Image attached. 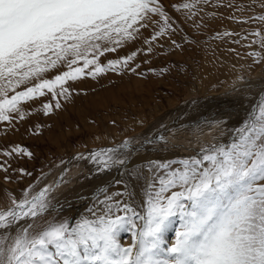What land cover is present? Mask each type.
<instances>
[{
  "label": "snow or ice",
  "instance_id": "snow-or-ice-1",
  "mask_svg": "<svg viewBox=\"0 0 264 264\" xmlns=\"http://www.w3.org/2000/svg\"><path fill=\"white\" fill-rule=\"evenodd\" d=\"M211 2L183 0L173 7L191 19ZM248 19L264 22V15ZM149 25L158 29L145 40L151 52L152 42L174 32L160 0H0V121L12 122L13 114L23 119L21 102L43 96L45 90L54 99L66 96V82L85 69L93 76L104 72L98 55L116 51L104 45L135 39ZM249 35L257 38L251 44L264 50L261 30ZM136 55L108 61L107 67L127 66ZM248 55L257 63L264 60L262 51ZM79 61L82 66L71 67ZM60 63L71 70L40 78ZM31 79L39 82L15 91ZM52 107L46 103L45 114ZM55 107H60L58 99ZM147 143L126 139L78 154L76 159L87 160L97 172L119 170L120 178L77 197L84 203L75 215L63 214L72 202L56 198L70 182L67 169L37 190L47 175L42 173L36 185L0 208V264H264V95L226 141L204 143L193 155L133 164ZM16 154L33 155L19 145L3 152L6 157ZM6 165L0 163L5 173ZM169 232H174L171 243ZM122 233L130 234L132 242L123 244Z\"/></svg>",
  "mask_w": 264,
  "mask_h": 264
},
{
  "label": "rangeland",
  "instance_id": "rangeland-1",
  "mask_svg": "<svg viewBox=\"0 0 264 264\" xmlns=\"http://www.w3.org/2000/svg\"><path fill=\"white\" fill-rule=\"evenodd\" d=\"M160 2L172 18L174 32L152 42L151 52L147 51L149 44H146L145 40H151L154 31L158 30L156 25L140 29V39L136 46L130 47L129 44L137 36L135 39H123L119 45L105 44L106 47L118 46L121 51L103 52L104 56L116 54L98 57V62L106 67L104 72L93 76L88 74L89 69H85V74L76 80H68L65 87L69 89V93L66 96L54 99L52 93L45 90L43 96L21 102L20 107L26 112L23 119L13 114L15 119L12 122L0 121V163L7 161V165H10L7 173L0 170V208H7L11 200L14 197L20 198L29 185H36L42 173L47 174L45 177L57 173L58 168L63 167L77 151L118 142L136 134L141 135V138L149 137L151 125L161 127L162 129H157L159 132L169 131V127H164L168 111L191 97L202 96L205 89L212 90L221 85L226 88L223 98L216 100L215 106H198L194 111L182 112L178 117L177 113L174 120L176 121V117L178 120L175 124H179L185 116L189 124L183 125L185 128L189 127L186 130L201 128L204 133H230L240 124L253 104L260 102L261 95H264V60L254 62L257 58L249 56L248 53L253 50L264 52L258 45L251 44V41L257 38L249 35L257 29L264 34V22L248 18L264 15V0H212L208 5H201L203 10L191 19L173 7L183 0ZM229 4L233 6L229 7ZM146 29L148 35L143 41L142 36L146 34ZM245 36L248 38L243 39ZM173 40L175 44L172 43ZM133 52H137V55L127 66H123L121 62L115 69L107 67L108 61H122V58ZM79 66H82V61L71 67ZM71 67L60 63L55 69L43 73L40 78H54L57 74L70 71ZM93 67L94 65L89 66L90 69ZM208 68L210 69L207 70ZM38 82L37 79H31L18 85L15 91H22ZM3 83L4 81H0V84ZM243 83L248 86L242 90L237 89L243 86ZM233 90L237 92L232 93ZM8 94H14L11 88ZM253 97L256 98L254 102ZM56 99L60 102L59 108L55 107ZM46 103L53 105L47 114L44 109ZM199 115L203 118L197 122ZM17 145L32 152V157L26 154H16L12 157L3 155L4 150H11ZM190 155L180 151L169 156L170 158L159 156L156 160L179 159ZM134 158L133 164L146 160ZM92 166H88V169H91L89 173H92L85 175L86 177L83 175L80 180L75 179L72 184H66L56 193V198L61 203L68 201L73 205H82L84 202L77 197L88 196L97 187L120 178V171L119 176L116 175L117 178H112V170L108 171L109 173L97 172ZM21 168L31 175L21 173ZM5 175L10 179L5 180ZM77 207L80 211L83 205ZM71 210H66L63 214L68 216ZM178 227V223L174 225V228ZM121 235L125 240L123 244L132 242L130 234ZM172 238L174 232H169V243Z\"/></svg>",
  "mask_w": 264,
  "mask_h": 264
},
{
  "label": "bare ground",
  "instance_id": "bare-ground-1",
  "mask_svg": "<svg viewBox=\"0 0 264 264\" xmlns=\"http://www.w3.org/2000/svg\"><path fill=\"white\" fill-rule=\"evenodd\" d=\"M147 35H148V31L146 29V34L142 36V40L143 41L145 40V38H147ZM144 36H146V37H144ZM139 39H140V36H137V38L134 41H130V44H129V45H131L130 47L136 46L137 45L136 42L139 41ZM118 51H121V49L118 46H116V51L115 52H118ZM115 54L105 55V56L110 57V56H114ZM105 56H104V54L98 55L99 58H102V57H105ZM209 69L210 68H208L207 70H209ZM138 82H139V80H138ZM245 84L246 83H243L242 84L243 86L237 87V89L242 90V89L246 88L248 85L245 86ZM224 87L225 86H222L221 85L220 87L214 88L212 90L205 89L204 91H202L204 93L202 96L191 97L190 99L182 102L179 105L174 106L171 110H169L168 113L166 114V119L164 120V122L166 123L164 127H169V131H167V132H164L163 131L164 133H162V132H159L160 130H157L159 127H155V126L152 127V125H151L150 126L151 127L150 129L151 130H150V133L148 134V136L150 135L149 137H146V138L143 137V138H141L142 136L139 135V134H136L137 136L135 135V136H132V137H129V138L127 137V140H129L132 144H135V145H139V144H141V143H143L145 141H149L150 142V143L144 144V147L134 157H136V159L137 160H140V161H142L144 159H146V160L148 159L149 160L150 158L152 160H156V159L159 158V156H161V157L162 156L169 157V156H171L173 154L180 153V151H181V153H182V151H184L185 153H189V154L192 155V154L195 153V150L199 149V147H201V145L204 144V143H213V142H216V141H224V138L227 137V134L229 132L226 133V134L216 135L213 132L204 133V131H202L201 128H199L200 130L199 129L198 130H195L194 129V131H191L189 129L186 130V128H189V127L186 126V128H185L183 125H185V124L189 125V124H188V120H187V118L185 116H184V119L181 120V122L179 121V124H175V123H177V120H178L177 117L179 115H181L182 112H185V111H187V112L194 111V108H196L198 106H204V105L206 106L207 105V107H209L208 104H213V106H215V104H216L215 102H217L219 99L223 98L222 96L225 94L224 93V90L226 88H224ZM249 91H251V89H249ZM235 92H237V90L236 91L235 90L232 91V93H235ZM240 93H242V92H240ZM243 93H245V92H243ZM238 95H239V93H238ZM240 95L242 96V94H240ZM254 100H256V98L253 97L252 102H254ZM220 101H222V100H220ZM227 102H228V100H227ZM225 104H226V102H225ZM254 105L255 104H253V106ZM235 106H236V104H235ZM229 107H231V106H229ZM177 113H178V115H177L176 121H175L174 118H175V116H176ZM169 115H172V117H170ZM201 118H203L202 115H199L197 117L196 121L199 122V119H201ZM155 119H157V118H155ZM185 120H187V121L184 122ZM159 121H160V119H159ZM159 121H158V123H159ZM192 124H194V123H192ZM147 125H149V124H147ZM172 127H174V128H172ZM139 132H141V131H139ZM161 138H163V139H161ZM124 140H126V139H124ZM124 140H120V141L114 142V143H112V142L110 143L109 142V143H106V144H103V145H98V146H91L89 148H86V149H82L80 151H77L72 156L71 159H69L67 162L64 163L63 167L58 168L59 171L57 173L54 172L53 175L52 174H49L47 177L43 178L41 180L42 183L41 184L39 183L40 186H38L37 190H39V188H42L45 184H49V183L53 182L55 179H57V177H59L61 175V173L65 169H67V172L65 173V175L70 179V182L69 183H71L72 181H74L77 178L79 180L82 179L83 178V175L85 176V175H88V174L92 173V172L89 173V169L90 168L88 169V166L89 165H92V164L90 162H88L87 160H78V159H76V157L78 156V154H85V155H87L88 153H90L92 151H95V150H99L101 148L115 147V146L120 145ZM159 153H162V154H159ZM133 161H135V158H134ZM92 168H94V166H92ZM112 174H113V177L111 176L112 178H115L116 175L118 177L119 176L118 175L119 174V170L112 169ZM82 182H83V180H82ZM63 186L65 187V185H62L59 188L58 193H59L60 189L63 188ZM67 186H69L68 183H67ZM82 205H81V203H79V204L77 203L75 205L72 204V208H71L72 210L70 209L71 211L70 212L68 211L69 214L70 215H75L79 211V208L77 206H82ZM81 209H80V211H81ZM173 239L174 238L171 239V242H173ZM121 242L122 243H125V240L122 239Z\"/></svg>",
  "mask_w": 264,
  "mask_h": 264
},
{
  "label": "water",
  "instance_id": "water-1",
  "mask_svg": "<svg viewBox=\"0 0 264 264\" xmlns=\"http://www.w3.org/2000/svg\"><path fill=\"white\" fill-rule=\"evenodd\" d=\"M230 135V134H229ZM229 135H228V137L226 138V139H224V141H226L228 138H229Z\"/></svg>",
  "mask_w": 264,
  "mask_h": 264
}]
</instances>
